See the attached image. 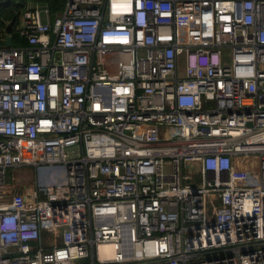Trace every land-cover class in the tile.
<instances>
[{
  "label": "built area",
  "instance_id": "obj_1",
  "mask_svg": "<svg viewBox=\"0 0 264 264\" xmlns=\"http://www.w3.org/2000/svg\"><path fill=\"white\" fill-rule=\"evenodd\" d=\"M61 1L0 29V264H264V0Z\"/></svg>",
  "mask_w": 264,
  "mask_h": 264
},
{
  "label": "trees",
  "instance_id": "obj_2",
  "mask_svg": "<svg viewBox=\"0 0 264 264\" xmlns=\"http://www.w3.org/2000/svg\"><path fill=\"white\" fill-rule=\"evenodd\" d=\"M27 0H21L20 4L16 6V9L19 7H23L25 5ZM39 2L46 3L48 7L55 11L62 8V1L61 0H37ZM5 3V2H4ZM4 3H0V19L9 20L12 21L14 16L11 15V12H9L5 6H3ZM0 27H3V23L0 21ZM12 46L13 47H21L25 43L23 40L18 39L15 35H12Z\"/></svg>",
  "mask_w": 264,
  "mask_h": 264
},
{
  "label": "rangeland",
  "instance_id": "obj_3",
  "mask_svg": "<svg viewBox=\"0 0 264 264\" xmlns=\"http://www.w3.org/2000/svg\"><path fill=\"white\" fill-rule=\"evenodd\" d=\"M21 0H11V1H7L3 4V6H5V8L11 12V15L15 17V15L17 13H19V11L21 10L22 7H19L18 9H16V6H18L20 4ZM38 3V7L40 10H43L45 8V4L43 2H39L37 0H27L26 3ZM25 3V4H26ZM0 21L3 23L4 21H9V20H4V19H0ZM1 29V27H0ZM183 69V59L181 58L180 62H179V70L182 71ZM19 176L23 175V174H30L29 173V169L27 171V169H21L18 173H17ZM30 180V183L32 182V178L30 177L29 178ZM80 264H83V261L80 263Z\"/></svg>",
  "mask_w": 264,
  "mask_h": 264
},
{
  "label": "water",
  "instance_id": "obj_4",
  "mask_svg": "<svg viewBox=\"0 0 264 264\" xmlns=\"http://www.w3.org/2000/svg\"><path fill=\"white\" fill-rule=\"evenodd\" d=\"M11 25H12V24H10V25L7 27V29H6V31H7L8 33L11 31ZM11 44H12V39H11L10 37H8V38L6 39V45H7V46H11ZM195 182H199V179L196 178V179H195Z\"/></svg>",
  "mask_w": 264,
  "mask_h": 264
},
{
  "label": "bare ground",
  "instance_id": "obj_5",
  "mask_svg": "<svg viewBox=\"0 0 264 264\" xmlns=\"http://www.w3.org/2000/svg\"><path fill=\"white\" fill-rule=\"evenodd\" d=\"M102 251H106L108 256L110 255V251H111V248H110V245H105L103 247H101Z\"/></svg>",
  "mask_w": 264,
  "mask_h": 264
}]
</instances>
